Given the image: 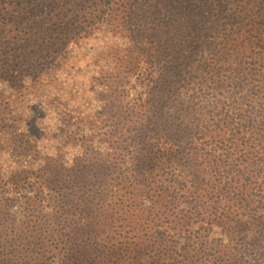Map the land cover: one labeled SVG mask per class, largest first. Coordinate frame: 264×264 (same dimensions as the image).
I'll list each match as a JSON object with an SVG mask.
<instances>
[{"label": "trees", "instance_id": "obj_1", "mask_svg": "<svg viewBox=\"0 0 264 264\" xmlns=\"http://www.w3.org/2000/svg\"><path fill=\"white\" fill-rule=\"evenodd\" d=\"M1 4L6 78L98 25L130 46L71 165L0 171V264H264V0Z\"/></svg>", "mask_w": 264, "mask_h": 264}, {"label": "rangeland", "instance_id": "obj_2", "mask_svg": "<svg viewBox=\"0 0 264 264\" xmlns=\"http://www.w3.org/2000/svg\"><path fill=\"white\" fill-rule=\"evenodd\" d=\"M4 6L0 5V12H4ZM7 28L9 31L11 26ZM8 31L4 34L8 35ZM14 34L18 35L16 31ZM129 46L128 37L98 25L88 36L69 41L53 58H45L46 52H43L33 59V71L38 69L35 73L16 72L6 78L0 69V103L5 110L6 124L0 125L3 142L0 144V171L5 179L9 180L16 172L38 168L46 157L61 154L71 165L82 154L80 143L73 137L94 133L96 129L92 127L101 125V118L110 116L97 117L98 112H104L108 99L113 98L107 93L112 81L109 75L121 64L119 60L125 58ZM9 78L19 80L11 82ZM126 78L130 96L125 99L120 96L118 100L123 106L135 97L133 86L138 84L137 74L128 73ZM119 86H125L124 81ZM15 127L17 132L27 134L35 146L29 154L20 153L19 148L7 144L11 137L9 131ZM3 129L7 132L3 133ZM61 129L65 132H60Z\"/></svg>", "mask_w": 264, "mask_h": 264}]
</instances>
